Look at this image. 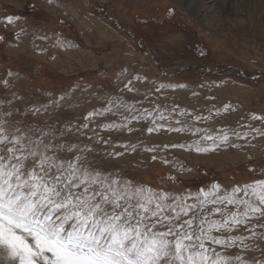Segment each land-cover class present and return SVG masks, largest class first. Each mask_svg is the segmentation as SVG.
<instances>
[{"label":"rangeland","instance_id":"374dc122","mask_svg":"<svg viewBox=\"0 0 264 264\" xmlns=\"http://www.w3.org/2000/svg\"><path fill=\"white\" fill-rule=\"evenodd\" d=\"M59 2L53 12L41 0H0V120L9 135L19 128L51 144L50 156L79 155L82 170L171 196L198 197L213 184L224 195L264 179V120L251 119L264 117V0ZM173 144L185 147H164ZM198 144L215 150L196 152ZM186 202L199 209L197 200ZM213 207L225 206L209 203L204 213ZM262 225L248 223L255 236L244 227L211 233L250 237L247 249L216 250L264 262ZM0 264H8L3 254Z\"/></svg>","mask_w":264,"mask_h":264},{"label":"snow or ice","instance_id":"6c2138e0","mask_svg":"<svg viewBox=\"0 0 264 264\" xmlns=\"http://www.w3.org/2000/svg\"><path fill=\"white\" fill-rule=\"evenodd\" d=\"M8 22L12 19L8 18ZM125 88L135 91L128 84ZM228 107L225 105L224 111ZM39 111L35 109L33 114ZM93 115L102 113H88L85 119ZM251 119L264 117L252 115ZM4 124L0 120V254L8 264H232L233 260L246 264L240 255H222L216 246L247 249L243 241L250 237L224 239L211 233L244 227L252 236L256 235L247 225L253 219H264V179L233 186L224 195H217L220 186L213 184L208 191L202 189L198 197L171 196L143 186H121L116 178L109 180L98 171L82 170L79 155L71 160L50 156L48 152L53 151V146L42 137L33 139L19 128L14 132L20 135H9ZM147 131L159 128L149 127ZM202 139L212 140L218 146L211 135ZM228 139L225 133L222 141ZM75 147L71 145L67 151L72 152ZM193 150L204 153L214 151L215 147L198 144ZM188 199L197 200L199 209L187 203ZM209 203L225 207H213L205 214ZM229 205L235 210L226 211ZM209 215H220L222 221H209ZM160 227L165 230H159ZM255 264L264 262L257 260Z\"/></svg>","mask_w":264,"mask_h":264},{"label":"crops","instance_id":"0c3cea01","mask_svg":"<svg viewBox=\"0 0 264 264\" xmlns=\"http://www.w3.org/2000/svg\"><path fill=\"white\" fill-rule=\"evenodd\" d=\"M55 1L56 0H51V3H49L48 2V0H44L43 2H44V4L48 7V8H50L53 12H55L54 11V9H57V7H55V6H57L56 4H55ZM58 2H59V0H57ZM60 5H61V3L59 2V6L58 7H60ZM63 5V4H62ZM13 17H15V16H13ZM12 19V18H11ZM13 21L11 22V23H13V22H17L15 19H12ZM69 24L67 23V26H68ZM51 31H54L53 29L51 30ZM53 33H55V32H53ZM59 35V38H60V40L62 41V43L63 42H68L69 41V39H70V37H68V36H65V35H63L62 33L61 34H59V33H55V35ZM75 34V33H74ZM43 41V40H42ZM41 41V42H42ZM66 42V43H67ZM44 42H42V43H40L41 45L43 44ZM65 50V49H64ZM66 51V50H65ZM64 51V52H65Z\"/></svg>","mask_w":264,"mask_h":264}]
</instances>
